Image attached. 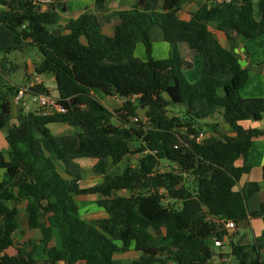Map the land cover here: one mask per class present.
<instances>
[{"label":"trees","instance_id":"trees-1","mask_svg":"<svg viewBox=\"0 0 264 264\" xmlns=\"http://www.w3.org/2000/svg\"><path fill=\"white\" fill-rule=\"evenodd\" d=\"M188 1L136 0L118 12L120 23L107 36L88 9L60 24L59 14L67 11L63 3L42 10L36 0H0V54L36 48L42 60L34 72L53 77L63 109L21 113L19 125L7 131V157L0 153V264H114L116 254L131 248L139 253L131 264H213L210 241L224 234L213 219L235 227L248 218L264 224V202L258 211L247 208L258 185L233 190L250 170L252 139L263 134L240 122L264 121V98L237 96L243 70L206 26L211 21L220 32L258 38L264 35V5L256 20L253 0L211 1L183 21L178 13ZM94 8L103 10L104 0H95ZM152 26L162 30L169 57L153 58ZM181 43L203 63L194 83L183 73ZM138 44L146 60L135 55ZM18 91L0 88V131L10 120L8 96ZM94 91L126 100L109 111ZM29 94L50 91L37 84ZM217 111L234 136L201 124ZM55 124L77 131L54 136L48 127ZM126 158L136 164L116 173ZM239 158L245 164L235 167ZM80 159L95 161L92 172L101 183L80 186ZM164 163L170 170H162ZM86 195L99 196L96 205L106 218H82L75 197ZM13 203L25 204L27 229L41 236L37 242L15 244L20 210ZM54 235L59 247L51 245ZM262 251L263 237L233 244L231 264H264Z\"/></svg>","mask_w":264,"mask_h":264},{"label":"crops","instance_id":"crops-1","mask_svg":"<svg viewBox=\"0 0 264 264\" xmlns=\"http://www.w3.org/2000/svg\"><path fill=\"white\" fill-rule=\"evenodd\" d=\"M94 1L95 0H53L50 3H63L67 8V13H73L69 19H76L79 17L81 13L88 9L90 13L96 16L94 11H100L101 17L106 19V22L100 23L101 30L107 36H112L114 32V28L116 25L120 23V18L118 16V12L122 10H127L131 8L135 0H104V9L103 10H96L94 8ZM213 1V3L218 4L220 0H189L184 4L181 11L178 13V16L183 21H189L191 19V15L195 13L201 6L206 5ZM264 5V0H253V15L256 20L260 18V12ZM42 10L45 9V6L41 8ZM63 14V13H62ZM97 17V16H96ZM98 18V17H97ZM68 19V20H69ZM99 20V19H98ZM100 22V21H99ZM206 26L210 34L216 39L220 45L226 49L227 51L231 52L238 60V63L243 70L244 73V82L243 84L237 89V96L241 99H253V98H264V35H261L255 39H244L241 36L236 35L233 32H220L217 30L216 25L214 22L208 21L206 22ZM149 38L152 43V56L154 59H164L169 57L171 50L169 45L165 43L163 38L162 30L157 26H152L149 30ZM155 44H158V50H155ZM178 49L180 55L183 59V73L186 80L190 83H194L198 80L202 68L203 63L201 59L195 57V55L190 51V49L185 44H178ZM157 53V56L154 54ZM1 55V54H0ZM135 55L140 58L141 60H145L144 57V47L141 44H138L135 50ZM7 60V57L4 56L2 59L0 58V62ZM29 68L27 67L25 70V81L28 83L27 85L20 86L15 84L16 81L12 80V76H8L6 71L2 68L0 69V88L2 89L3 86H6L8 89H23L29 88L34 84V77L35 67H31L32 71L31 74L29 73ZM12 71H15V67H12ZM30 79H28V77ZM40 84H43L46 88L50 91V97L53 99L58 98V93L56 91V86L53 77L49 78L42 77L40 80ZM15 92H11L8 96V100L10 103V120L8 121L6 127L0 131V153L7 157V153L9 150V145L6 141L7 131L12 127H16L19 125V117L21 113H33L39 111L38 105L31 99V109H29L28 105V98L25 97L18 103L15 101V96L13 95ZM96 93H100L98 91H94V98L99 101L107 110L113 111L118 109L122 102L118 97H108L102 94L103 97H99ZM101 94V93H100ZM215 115L221 117V111L215 112L210 117L204 119L201 124L202 125H217L218 132L227 135V136H234V132L232 129L224 123H216L213 121ZM222 122V121H221ZM240 126L244 129H256L261 130L263 132L262 135L257 136L252 139V146L248 153V159L246 164L250 167V170L247 174H244L240 177L238 183L233 188L234 191H239L244 185L248 183H256L259 187V190L254 193L247 201V208L250 213L258 211L260 208L261 203L264 202V178L262 176V169L264 167V121H243L240 122ZM49 130L52 135L54 136H66L72 135L75 131V128L63 125V124H55L50 125ZM204 137L207 136H216L214 133H204ZM76 163L80 166L82 170V181L80 183L81 187H90L96 184L101 183L102 178L98 175H95L92 172V167L95 164L94 160L91 159H80L76 160ZM245 164L242 158H239L234 163L235 167H241ZM163 171L170 170L169 165L164 163ZM87 174H90V178H88L91 184L83 185L82 182H86L85 180ZM3 177V171L0 170V181ZM122 192V191H121ZM120 195V194H119ZM128 194L122 195L126 196ZM78 197H84L85 200L89 202L88 214L90 217L85 215L81 216L85 220H97L101 218H106V213L102 211L100 208L97 207L96 201L99 199L97 195H86V196H76L75 201L77 203L79 212L82 206H79ZM14 206H17L21 212V207L25 212V204L18 205L17 203H13ZM19 212V216H20ZM86 212V210H85ZM26 214V212H25ZM93 216L94 218H92ZM27 228V222H26ZM19 230V224H18ZM17 230V232H18ZM28 230V229H27ZM30 231V230H29ZM264 238V224L262 219L255 218L244 221L240 225L235 227L234 232L227 236L226 239L221 238L223 241V246L219 248L218 254H214V258L212 260L213 264H223L222 260L226 258L230 264L232 257L230 256L231 252V245H245L250 243L252 240L256 238ZM41 238V236L39 237ZM211 243V241H210ZM51 245L59 247V241L57 236L54 235ZM211 246L212 243H211ZM215 247V246H214ZM217 248V247H216ZM12 250H8V254L12 255ZM132 254V259L136 260L139 257V253L134 251L131 248L125 255ZM223 255L219 257V255ZM117 255V254H116ZM262 258L264 262V252L262 251ZM42 258H38L41 261ZM130 264L132 263V261ZM121 263V262H120ZM41 264V263H40ZM114 264H116L115 256H114ZM123 264V263H121Z\"/></svg>","mask_w":264,"mask_h":264},{"label":"rangeland","instance_id":"rangeland-1","mask_svg":"<svg viewBox=\"0 0 264 264\" xmlns=\"http://www.w3.org/2000/svg\"><path fill=\"white\" fill-rule=\"evenodd\" d=\"M48 2H53V0H47ZM136 1V0H135ZM41 2V1H40ZM43 3V2H41ZM41 3H38V1L36 2L37 5H41V8L44 7L43 4ZM43 5V6H42ZM96 16L98 17L100 23H103V22H106V19L104 17H101V14H100V11H94ZM73 13H61L59 14V17H60V24L64 23L65 21H67L69 19L70 16H72ZM155 50H158V44H155ZM155 56H157V53L154 54ZM4 56L7 57V60L5 61H2L0 62V69L2 68L4 71H6V74L8 76H12V80L13 81H16L15 84L17 85H20V86H24V85H27L28 83L25 81V70L26 68L29 66L31 67H35V66H38L41 62V55L39 53V51L36 49V48H29V49H26L22 52L20 51H15V52H11L9 54H1L0 55V58L2 59ZM144 57L146 58V55H144ZM146 60V59H145ZM12 67H15V71L13 72L12 71ZM30 67V70H29V73L31 74V69ZM33 72V71H32ZM31 76L28 77V79H30ZM97 96H99L100 98L103 97L102 94L100 93H96ZM31 97L28 98L27 102H28V105H29V109H31ZM214 122L216 123H224L223 120L220 118V116L218 115H215L214 119H213ZM222 121V122H221ZM225 124V123H224ZM128 164H131V165H135L136 164V161H135V158H126L123 163H121L117 168H115V172L116 173H120L122 172V170L125 168V166H127ZM90 174H87V178L85 180H87L86 182H82L83 185L85 184H91L90 181H88L90 178L89 177ZM120 195H125L126 193L124 191L120 192L119 193ZM78 200H79V206H82L81 209H80V213L82 215H85L87 217H90L89 214H88V206H89V202L87 200H85L84 197H78ZM164 204H168V203H171L169 201H167L166 199L163 201ZM177 207V205H176ZM86 210V212H85ZM92 218H94L93 216H91ZM18 224H19V230L18 232L15 234V244H21L27 240H34V241H38L40 238V235L39 233L37 232H34V231H29L27 230L26 228V214L25 212L23 211V208L21 207V212H20V216H19V220H18ZM158 243L159 244H165L166 242H163L162 240H158ZM211 249L213 251L214 254H218L219 252V248H216L214 246H211ZM12 253H14V251L12 250L11 251ZM132 254H130L129 256L128 255H125V253H122V254H117L115 255V261H116V264H130L131 260L132 259ZM38 258H42V254L39 252L38 254ZM121 262V263H120Z\"/></svg>","mask_w":264,"mask_h":264},{"label":"built area","instance_id":"built-area-1","mask_svg":"<svg viewBox=\"0 0 264 264\" xmlns=\"http://www.w3.org/2000/svg\"><path fill=\"white\" fill-rule=\"evenodd\" d=\"M37 1H38V3H41V2L45 3V4L41 3L44 6L48 3H50L47 0H36V2ZM223 1L228 2L229 0H220V3H222ZM41 79H42V76L35 74L34 84L32 86L40 84ZM32 86H30V87H32ZM29 88L19 89L17 95L15 96L16 103H18L19 101H21L25 97H31L33 99V101L38 105V107L40 109L39 112L42 115H47V114H50L52 112H63V109L57 104L56 99H53L50 96H45V95H36V96L30 95L29 94ZM137 120H138V118L133 119V121H137ZM202 138H203V135H200L197 138V141H199ZM213 221L215 223L220 224V231L224 232V234L222 236V238H224V239H226L227 236L230 235L235 230V225L232 222H221L217 219H213ZM211 242L217 248H220L223 246V244H222L223 241L220 239L212 238ZM222 263L223 264H230V262L226 258H224L222 260Z\"/></svg>","mask_w":264,"mask_h":264},{"label":"water","instance_id":"water-1","mask_svg":"<svg viewBox=\"0 0 264 264\" xmlns=\"http://www.w3.org/2000/svg\"><path fill=\"white\" fill-rule=\"evenodd\" d=\"M49 78H52V76H49ZM118 98H119L121 101H123V102L126 100V97L119 96ZM137 113H138V117H139V119H140V120H144V118H145V114H144V112H143L140 108H138ZM169 116L171 117L172 114L170 113Z\"/></svg>","mask_w":264,"mask_h":264}]
</instances>
